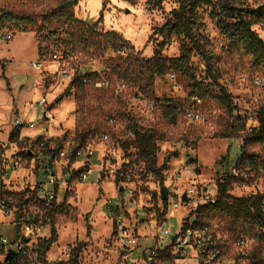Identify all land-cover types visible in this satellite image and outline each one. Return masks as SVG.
Returning <instances> with one entry per match:
<instances>
[{
  "label": "rangeland",
  "instance_id": "obj_1",
  "mask_svg": "<svg viewBox=\"0 0 264 264\" xmlns=\"http://www.w3.org/2000/svg\"><path fill=\"white\" fill-rule=\"evenodd\" d=\"M59 1L0 0L2 189L17 199L18 192L34 186L37 177L42 182L47 180L46 168L55 166L59 171L65 163L78 166L70 153L74 146L89 141L96 150L94 172L88 180L68 182L66 190L58 195L60 203L53 214L52 224L38 229V234L46 239L52 236L53 229L56 230L57 239L49 248L52 254H60L68 245L76 248L80 242H85L65 263L76 253L77 264L128 263L123 259L127 250L122 248L118 237L116 202L124 203L126 234L137 237L139 248L146 249L156 243V229L143 226L146 214L166 219L161 194L163 185L170 192H183L192 187L200 191L231 172L235 176L230 189L232 194L239 196L264 191V173L244 171L246 161L251 158H257L264 165V146L252 141L243 148L244 135L258 125V111L264 108V68L256 64L251 55L231 46L208 11L202 14V33L208 38L207 49L219 72L218 80L237 105L233 111L223 92L215 85L210 86L211 93L195 103L191 88L177 73L156 76L150 85L148 73L142 77L140 85L117 73L114 66L126 64L122 62L124 58L118 57L122 54L110 49L101 53L96 45L85 47L76 41L70 43L67 35L57 29L56 20H45L42 14ZM174 7V0H166L161 8L156 9L150 8L147 0H106L105 3L104 0H79L73 11L80 19L91 23L99 21L97 39L103 41L100 33L114 30L127 39L140 56L150 57L161 39L152 35L154 27L162 24ZM19 16L35 17L37 22L24 30L15 25ZM10 17L14 19L7 20ZM254 28L264 39V25L256 24ZM64 50L67 52L63 56ZM56 52L61 53L62 58H55ZM179 52L180 40L172 37L163 54L175 56ZM34 61H41L40 69L33 66ZM192 64L196 75L202 79L206 65L199 54H193ZM84 74H88L89 80L81 83ZM103 77L110 79L108 87L96 85ZM75 78L78 79L73 83ZM120 81H124L125 88H118ZM68 87L70 94L57 101ZM139 87L156 101L154 107L136 98ZM42 99L46 101L45 106L38 103ZM167 104L177 105L179 109L194 104L203 119L188 121L178 113L175 122H171L167 119ZM113 116L119 118L118 124L110 123L109 118ZM18 118L26 123L20 126L11 141L9 135L18 126ZM29 122L34 126L27 125ZM242 122L246 124L244 129ZM127 124L157 132L160 147L156 168L163 166L161 173L148 169L142 172V158L136 148L124 149L122 125ZM93 128L98 133L105 131L110 139L87 140ZM40 137H48L44 148L39 145ZM188 148H192L196 155L194 164L186 161ZM61 150H65V154L68 152V157H61ZM35 153L40 154L39 159ZM52 153L56 159L47 166V158ZM241 155L243 159L239 162ZM222 156L227 158L225 165L219 162ZM126 160H130L137 173L132 181L124 184L118 180L115 170ZM102 166L103 171H99ZM180 211H174L166 220L165 226L170 228V234L160 244H170L178 233ZM200 221L209 224L219 241L223 264H249L253 256H264V241L251 236H246L242 247L236 246L239 229L226 216L205 215L200 216ZM148 232L150 235H146ZM243 252L246 257L242 256ZM189 262L196 264L195 258Z\"/></svg>",
  "mask_w": 264,
  "mask_h": 264
},
{
  "label": "trees",
  "instance_id": "obj_2",
  "mask_svg": "<svg viewBox=\"0 0 264 264\" xmlns=\"http://www.w3.org/2000/svg\"><path fill=\"white\" fill-rule=\"evenodd\" d=\"M133 2L134 0H126ZM166 0H147L150 8H161ZM176 7H174L164 22L154 27L152 35L160 37L157 43L154 54L150 57L140 56L134 49V46L123 36L114 30L101 32L103 41L97 39V25L99 21L88 22L85 19L76 17L73 8L78 4L79 0H60L59 3L49 11L43 13L46 21L56 20L60 29L67 35L68 41L71 43L76 41L83 44L85 47L96 45L99 52H106L110 49L112 52L122 54L118 57L124 58L122 62L126 64L117 63L114 70L122 75L129 77L140 85L143 76L148 73L149 82L152 84L156 76L165 75L168 72L179 74L187 82L191 88L192 97L203 98L207 93H211V85L218 86L223 92L225 101L234 109L237 105L233 103V97L227 93L225 88L219 82V72L216 69L213 56L207 49L208 38L202 33V14L207 12L209 16L215 21L218 30L230 42L231 46L236 49H242L245 53L251 55L253 61L264 68V39L254 28L256 24L264 25V0H174ZM106 0H104V3ZM13 17L7 20H13ZM101 19V18H100ZM37 22L35 17L19 16L15 19V25L24 30L28 25H35ZM172 37L180 40V52L175 56H167L163 54V49L169 43ZM67 51L64 50L63 56ZM125 53V54H123ZM193 54H199L206 65L204 77L199 79L196 75L195 67L192 64ZM125 55V56H123ZM124 65V66H122ZM89 80L88 74H84L80 78ZM124 77V76H123ZM78 78L73 80L76 82ZM124 80V79H123ZM139 90L141 88L139 87ZM144 92V90L142 91ZM145 93V92H144ZM70 94V87H68L63 94H61L57 101H60L65 95ZM146 94V93H145ZM183 109H179L177 105L167 104V119L175 122L177 114L181 113L183 116ZM241 119V118H238ZM258 125L252 127L243 137V148L249 142H259L264 146V108H260L257 114ZM245 122H242V129L245 128ZM126 127L132 131L133 137H124V149L129 151L133 146L137 150L140 158H142L147 165V168L152 171L161 173L163 166H157V152L159 150L158 134L152 129H144L141 126L127 124ZM20 126H16L10 132L9 138L12 141L16 133L19 132ZM42 137V136H41ZM39 138L40 142L42 138ZM83 144L80 143L78 145ZM54 151V150H52ZM57 151V150H56ZM55 153V152H54ZM245 152H243V155ZM54 154L52 153L47 161V166H51L54 161ZM126 155V154H125ZM130 155V154H128ZM126 155V156H128ZM129 157V156H128ZM186 161L194 164L197 161L196 155L192 148H188L185 154ZM226 157L222 156L220 161L222 165L226 164ZM243 159L241 155L239 162ZM264 165L257 159L251 158L246 161L244 171L258 172V167ZM235 176L231 172L217 180L216 185L218 189V199L215 204H204L198 209L196 217V225H206L202 223L200 216L220 214L226 216L229 221L239 229L237 236H251L253 238L264 241V191L249 193L246 195H234L230 192ZM3 180L0 173V196L4 193L12 194L2 189ZM30 192V188L18 192L19 201L23 196ZM166 203V201H164ZM58 206L52 211V216ZM166 212V207L164 209ZM54 228V227H53ZM89 233V230H88ZM236 236V237H237ZM57 239L56 230L53 229V234L49 239H44L39 243V249H49L50 245ZM85 242H80L74 250H80ZM78 253L73 256L69 262L62 264H77ZM264 263V256H253L249 264Z\"/></svg>",
  "mask_w": 264,
  "mask_h": 264
},
{
  "label": "built area",
  "instance_id": "obj_3",
  "mask_svg": "<svg viewBox=\"0 0 264 264\" xmlns=\"http://www.w3.org/2000/svg\"><path fill=\"white\" fill-rule=\"evenodd\" d=\"M54 57L62 58V54L56 52ZM33 66L40 69L42 63L41 61H34ZM171 75L174 76V74ZM87 81V78L84 77L83 82ZM256 81L260 83V80L257 79ZM96 85L98 87H108L110 79L103 77L96 82ZM117 86L122 89L126 87V84L124 81H120ZM136 98L151 107L156 105L154 99L140 90H137ZM192 99L195 103L201 100L199 97H192ZM38 103L41 106L46 105L44 99L39 100ZM183 117L188 121L203 119L200 109L194 104L184 109ZM109 120L112 124H118L119 122V118L116 116L110 117ZM25 123L23 119H17L18 126H22ZM27 125L34 126L32 122L27 123ZM89 132L87 140L92 138L100 140L110 139L109 134L105 131L98 133L93 128ZM122 133L124 137H133L132 131L123 125ZM47 141L48 137H44L39 142V145L44 148L47 145ZM70 153L74 161L79 164L78 166H70L65 163L62 164L59 171L55 169V166L46 168L47 180L42 182L37 177L34 186L29 187L30 192L23 196L20 201L19 198L14 199L13 195L9 193H4L0 196V264H62L66 259L70 258L75 248L74 245L66 246L60 254H52L50 249H39L40 241L46 238L38 234L39 228L52 224V211L60 203L58 195L62 190H66L68 182L73 179L88 180L95 170L93 157L96 155V150L90 145L89 141L74 146L70 149ZM60 154L61 157H68V152L65 154V150H61ZM35 157L39 159L40 154H36ZM55 159L56 156H54ZM126 161L115 170L118 180L124 184L132 181L137 173L130 160ZM141 162V171H148L146 162L143 159H141ZM103 167L98 170L103 171ZM185 169H187V166H185ZM258 172L264 173V168L259 166ZM217 194L216 183L206 185L200 191L196 187L189 188L183 192L168 191L167 199H162L163 213L167 214L166 219L160 220L156 215L146 214L143 226L144 228L156 229L154 234L156 243L143 250L139 248L137 237L131 233L126 234L125 214L122 212L124 203L117 200L118 237L122 248L127 250L123 256V259L128 262L126 264H192L189 262L191 258H195L196 264H223V252L220 243L210 230V227L196 225L199 207L207 203L215 204L218 199ZM184 195L186 199H184ZM109 202L111 203L112 200H109ZM165 207L166 212H164ZM179 210H181V225L178 233L170 244H160L170 234V228L165 226L166 220L174 211ZM146 235H150V232L146 233ZM246 239V236H237L235 240L236 246L242 247ZM191 251H193V254H191ZM62 253L63 255H61ZM242 256L246 257V252H243Z\"/></svg>",
  "mask_w": 264,
  "mask_h": 264
},
{
  "label": "water",
  "instance_id": "obj_4",
  "mask_svg": "<svg viewBox=\"0 0 264 264\" xmlns=\"http://www.w3.org/2000/svg\"><path fill=\"white\" fill-rule=\"evenodd\" d=\"M120 190H123V187H120ZM168 187L163 185L161 187V194H162V199H167V196H168ZM184 199H186V196L184 195Z\"/></svg>",
  "mask_w": 264,
  "mask_h": 264
}]
</instances>
